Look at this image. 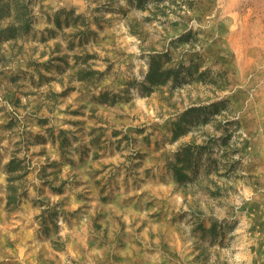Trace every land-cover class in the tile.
<instances>
[{
    "label": "rangeland",
    "instance_id": "rangeland-1",
    "mask_svg": "<svg viewBox=\"0 0 264 264\" xmlns=\"http://www.w3.org/2000/svg\"><path fill=\"white\" fill-rule=\"evenodd\" d=\"M0 264H264V0H0Z\"/></svg>",
    "mask_w": 264,
    "mask_h": 264
},
{
    "label": "trees",
    "instance_id": "trees-1",
    "mask_svg": "<svg viewBox=\"0 0 264 264\" xmlns=\"http://www.w3.org/2000/svg\"><path fill=\"white\" fill-rule=\"evenodd\" d=\"M15 170H17L15 167H13V166H11V164H10V166H9V171H15ZM14 178L12 177V179L10 178V181H12ZM10 189H12L13 191V194H14V192L16 191V187H14V186H10ZM11 191V190H10ZM16 198L17 197H14V195H12L11 193H10V195H8V203H12V202H15L16 201Z\"/></svg>",
    "mask_w": 264,
    "mask_h": 264
}]
</instances>
